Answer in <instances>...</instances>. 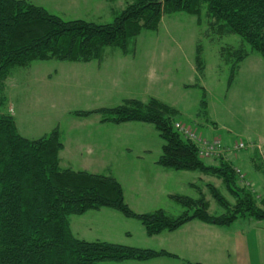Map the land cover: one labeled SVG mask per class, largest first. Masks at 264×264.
<instances>
[{"label":"rangeland","instance_id":"374dc122","mask_svg":"<svg viewBox=\"0 0 264 264\" xmlns=\"http://www.w3.org/2000/svg\"><path fill=\"white\" fill-rule=\"evenodd\" d=\"M29 1L65 19L109 22L115 16L113 8L120 10L131 0ZM206 21L204 16L203 24H198L196 16L179 11L165 15L157 31L137 36L129 54L107 46L101 59L90 62L49 59L14 67L6 80V111L16 116L19 131L27 137H40L58 125L65 143L60 151L61 166L116 177L125 201L136 212L164 209L177 215L185 207L171 195L195 197L203 191L210 212L221 213L223 209L206 184L213 183L230 197L222 179L199 170L159 165L164 141L152 124L117 125L102 122L98 113L73 114L115 106L130 97L159 98L179 110L178 119L192 123L208 137L217 135L230 145L241 140L258 142L261 152L249 146L227 155L244 172L251 188L263 194L264 58L252 52L230 80L232 62H224L221 52L224 47L237 48L242 38L213 34ZM198 45L204 65L201 71L195 66ZM243 183L240 179L239 184ZM70 223L78 237L89 241L166 249L179 256L142 264H264V219L252 215L240 216L230 225L193 219L174 231L152 236L145 233L140 220L109 208L71 215ZM102 264L135 263L108 260Z\"/></svg>","mask_w":264,"mask_h":264},{"label":"trees","instance_id":"16d2710c","mask_svg":"<svg viewBox=\"0 0 264 264\" xmlns=\"http://www.w3.org/2000/svg\"><path fill=\"white\" fill-rule=\"evenodd\" d=\"M179 11L196 16L198 24H203L206 16L213 34H238L242 38L240 46L224 47L221 52L224 62H232L230 80L252 52L264 58V0H131L120 10L113 8L115 16L109 22L65 19L29 0H0V264H102L108 260L179 257L166 249L78 237L71 228L70 216L89 210L109 208L134 217L148 236L174 231L193 219L215 225H230L246 215L264 219V193L249 184H239L241 177L227 155L250 144L259 152V143L241 140L230 145L211 135L209 139H221L223 152L213 159L215 163H207L199 154L198 144L175 126L176 121L187 125L177 118L179 110L159 98L151 96L144 101L130 97L115 106L76 110L73 114L98 113L102 122L115 124H152L164 141L159 165L199 170L222 179L230 197L213 183L206 184L223 209L221 213L210 212V201L203 191L195 197L171 195L185 207L177 215L164 209L136 212L125 201L123 186L116 177L61 166L60 151L65 144L58 125L40 137H27L19 131L15 116L6 111V80L14 67L49 59L90 62L101 59L107 46L129 54L137 36L143 31H157L165 15ZM131 43L134 47L129 46ZM195 66L199 71L204 66L200 45ZM190 127L208 138L192 123ZM240 142L244 146L236 147ZM254 165L262 168L257 161Z\"/></svg>","mask_w":264,"mask_h":264},{"label":"built area","instance_id":"2783aa9c","mask_svg":"<svg viewBox=\"0 0 264 264\" xmlns=\"http://www.w3.org/2000/svg\"><path fill=\"white\" fill-rule=\"evenodd\" d=\"M175 126L182 132V134L194 141L199 146V154L202 158H211L214 156H220L223 152L221 139L218 137H213L212 139L206 138L198 134L190 126H187L182 121H176ZM244 143L240 142L236 147H243ZM239 172V169H237ZM242 176V175H241Z\"/></svg>","mask_w":264,"mask_h":264},{"label":"crops","instance_id":"0c3cea01","mask_svg":"<svg viewBox=\"0 0 264 264\" xmlns=\"http://www.w3.org/2000/svg\"><path fill=\"white\" fill-rule=\"evenodd\" d=\"M14 115V114H13ZM15 116V115H14ZM15 118H16V116H15ZM16 121H17V118H16ZM126 123H129V122H126ZM17 124H18V122H17ZM117 125H119V124H117ZM65 144V143H64ZM65 146V145H64ZM146 150H148V149H145V151ZM101 209H103V208H101ZM101 209H99L98 211H100ZM105 209V208H104ZM207 243H209L208 241H207ZM176 253V252H175ZM177 254V253H176ZM174 258H177V257H174ZM160 258H156V259H152V260H147V261H136V260H126V261H128V263H137V262H141V264L142 263H150V261H155V260H159ZM133 261V262H132ZM136 261V262H135Z\"/></svg>","mask_w":264,"mask_h":264}]
</instances>
